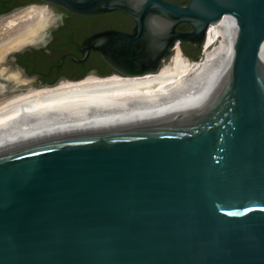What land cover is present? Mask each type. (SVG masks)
<instances>
[{
    "label": "water",
    "instance_id": "obj_1",
    "mask_svg": "<svg viewBox=\"0 0 264 264\" xmlns=\"http://www.w3.org/2000/svg\"><path fill=\"white\" fill-rule=\"evenodd\" d=\"M39 1L125 11L132 32H96L72 57L97 50L121 75L158 70L176 41L201 45L224 14L237 30L201 106L1 148L0 264H264V0ZM182 23L192 28L176 31Z\"/></svg>",
    "mask_w": 264,
    "mask_h": 264
},
{
    "label": "bare ground",
    "instance_id": "obj_2",
    "mask_svg": "<svg viewBox=\"0 0 264 264\" xmlns=\"http://www.w3.org/2000/svg\"><path fill=\"white\" fill-rule=\"evenodd\" d=\"M55 19L35 6L0 17V58L11 48L43 40L45 27ZM236 30L234 18L224 14L208 24L198 59L187 58L176 41L158 70L141 75L87 74L40 86L25 78L0 97V149L69 130L174 116L203 105L226 72ZM261 49L264 59V40Z\"/></svg>",
    "mask_w": 264,
    "mask_h": 264
},
{
    "label": "flooded vegetation",
    "instance_id": "obj_3",
    "mask_svg": "<svg viewBox=\"0 0 264 264\" xmlns=\"http://www.w3.org/2000/svg\"><path fill=\"white\" fill-rule=\"evenodd\" d=\"M163 1L186 6L189 0ZM36 2L40 1L0 0V14ZM57 10L59 14L55 19L56 24L47 31L45 30V45L30 46L28 49L24 48L22 52L14 53L13 63L22 67V72L26 77H33L37 82L42 83L52 79H78L87 74L108 75L113 73L114 70L103 60L97 50L90 49L81 62L74 61L72 57L78 59L82 57L78 47L84 38L108 29L132 32L135 21L123 10L91 15L70 13L60 7H57ZM191 28L189 23H182L176 26L175 30L187 32ZM178 46L189 59H196L202 50V44L200 45L198 41H180ZM173 49L174 47L169 56Z\"/></svg>",
    "mask_w": 264,
    "mask_h": 264
},
{
    "label": "rangeland",
    "instance_id": "obj_4",
    "mask_svg": "<svg viewBox=\"0 0 264 264\" xmlns=\"http://www.w3.org/2000/svg\"><path fill=\"white\" fill-rule=\"evenodd\" d=\"M26 6L43 7L45 9L46 13H48L49 15H51V14L55 15L56 18H57V15L59 14V10H57L56 6L50 5V4H46V3H43V2H36V3H33V4H27V5H24L22 7H18L16 9H14V10H17V9H20V8H23V7H26ZM14 10H11V11H9L7 13L1 14L0 17H3L6 14H8V13L14 11ZM55 24H56V22H55ZM51 27H52V24H51V22H49L47 24V26L45 27V30H47V29H49ZM27 45H30V43L27 42V43H24V44H22V45H20L18 47L11 48V49L5 51V53L0 58V69L2 68L0 70V72L2 70L10 72L9 75H4V76L0 77V97L3 96L4 93L14 89L15 86H16L15 83L22 82V81H24L25 78L29 79L28 77H26L23 74V72L20 69L17 68V65H15L13 63V59H12L14 53H18V52L22 51ZM200 56L201 55L198 54V57L196 59H198ZM191 60H194V59H191ZM13 72H14V74H13ZM7 76H10V77H7ZM33 84L36 85L35 83H33Z\"/></svg>",
    "mask_w": 264,
    "mask_h": 264
},
{
    "label": "trees",
    "instance_id": "obj_5",
    "mask_svg": "<svg viewBox=\"0 0 264 264\" xmlns=\"http://www.w3.org/2000/svg\"><path fill=\"white\" fill-rule=\"evenodd\" d=\"M56 80H57V79H52V80L47 81L46 83L52 84V83H54Z\"/></svg>",
    "mask_w": 264,
    "mask_h": 264
}]
</instances>
